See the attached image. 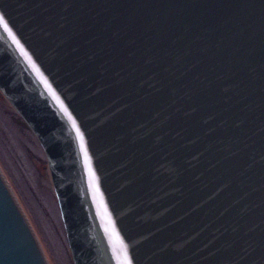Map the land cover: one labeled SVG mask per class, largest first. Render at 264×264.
<instances>
[{
	"label": "water",
	"instance_id": "1",
	"mask_svg": "<svg viewBox=\"0 0 264 264\" xmlns=\"http://www.w3.org/2000/svg\"><path fill=\"white\" fill-rule=\"evenodd\" d=\"M0 14L24 49L0 24V92L42 147L73 264H264V0ZM0 264H49L1 171Z\"/></svg>",
	"mask_w": 264,
	"mask_h": 264
},
{
	"label": "rangeland",
	"instance_id": "2",
	"mask_svg": "<svg viewBox=\"0 0 264 264\" xmlns=\"http://www.w3.org/2000/svg\"><path fill=\"white\" fill-rule=\"evenodd\" d=\"M0 170L48 263L73 264L42 147L1 92Z\"/></svg>",
	"mask_w": 264,
	"mask_h": 264
},
{
	"label": "snow or ice",
	"instance_id": "3",
	"mask_svg": "<svg viewBox=\"0 0 264 264\" xmlns=\"http://www.w3.org/2000/svg\"><path fill=\"white\" fill-rule=\"evenodd\" d=\"M0 24L3 25L5 31H7L8 34H9L10 36H12L14 42H15V43L21 48V51L23 52V51H24L23 46L20 45V42L16 39L15 34L12 32V29L9 28L8 23H7V21L5 20L3 14H0ZM24 55H25V56H28L27 52H24ZM28 59L31 61V57H28ZM33 67H35V64H33ZM65 111H67V109H65Z\"/></svg>",
	"mask_w": 264,
	"mask_h": 264
},
{
	"label": "bare ground",
	"instance_id": "4",
	"mask_svg": "<svg viewBox=\"0 0 264 264\" xmlns=\"http://www.w3.org/2000/svg\"><path fill=\"white\" fill-rule=\"evenodd\" d=\"M1 171V170H0Z\"/></svg>",
	"mask_w": 264,
	"mask_h": 264
}]
</instances>
